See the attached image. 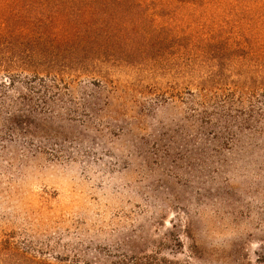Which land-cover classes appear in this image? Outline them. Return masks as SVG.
<instances>
[{
  "label": "rangeland",
  "instance_id": "obj_1",
  "mask_svg": "<svg viewBox=\"0 0 264 264\" xmlns=\"http://www.w3.org/2000/svg\"><path fill=\"white\" fill-rule=\"evenodd\" d=\"M0 254L264 264V0H0Z\"/></svg>",
  "mask_w": 264,
  "mask_h": 264
},
{
  "label": "trees",
  "instance_id": "obj_2",
  "mask_svg": "<svg viewBox=\"0 0 264 264\" xmlns=\"http://www.w3.org/2000/svg\"><path fill=\"white\" fill-rule=\"evenodd\" d=\"M69 18L67 17L66 20H68ZM71 20V19H69ZM72 21V20H71ZM80 30V31H78ZM86 30V29H84ZM18 35L20 34H9L8 37H6L5 39L7 40V42L9 43L10 41L14 40L16 37H18ZM55 37V41L59 44L60 41L62 42H67V41H73L75 40V43H76V46L74 47V50L77 52V56L78 58L79 57H82L84 55H87L89 52V44H88V40H93L94 36L92 34H88L87 32L81 30V29H77L75 30L74 32L73 31H68V32H62L59 28H57V33L54 35ZM35 54V52L32 53L31 56H33ZM31 56H26L25 58H20L19 60V63H26L28 64L31 60ZM26 61V62H24ZM10 65H13V64H10ZM22 65V64H20ZM24 65V64H23ZM15 66H6L4 68V71H11L13 69H16V68H13ZM21 67V66H20ZM46 67V68H45ZM35 68L36 70L38 69H45L43 70L45 73L49 72V69L47 68V66L45 65H35ZM7 100V96L6 98H3L2 101L6 102ZM5 244V243H4ZM2 249H5V245H3V248ZM4 256V254H0V261H2V257ZM22 264H52L50 262H47V261H44V260H40V259H37V258H28L25 256H23V260H22Z\"/></svg>",
  "mask_w": 264,
  "mask_h": 264
}]
</instances>
